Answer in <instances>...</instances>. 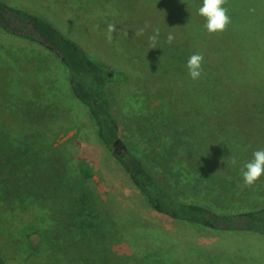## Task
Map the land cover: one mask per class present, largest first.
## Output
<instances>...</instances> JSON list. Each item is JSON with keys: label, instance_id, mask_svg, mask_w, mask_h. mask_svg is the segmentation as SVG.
<instances>
[{"label": "rangeland", "instance_id": "374dc122", "mask_svg": "<svg viewBox=\"0 0 264 264\" xmlns=\"http://www.w3.org/2000/svg\"><path fill=\"white\" fill-rule=\"evenodd\" d=\"M5 1L49 21L95 61L128 72L129 80L122 72L121 85L108 89L122 143L175 200L219 214L264 205L253 186L225 168L209 169L205 157L176 144L173 135L187 132L171 120L151 123L157 138L149 139L146 117L147 85L158 79L176 88L197 53L211 72L206 48L218 50L226 64L232 54L239 59L248 81L236 84L258 91L264 115V0H227L231 22L215 34L198 14L203 0ZM109 23L118 29L111 42ZM141 28L144 35H135ZM154 28L156 49L148 39ZM41 47L0 29V264H264L263 235L212 231L153 211L99 141L65 65ZM133 79L143 88L139 97ZM159 96L151 108L166 117ZM76 123L77 133L70 125ZM256 137L262 143L255 151L264 143L262 133Z\"/></svg>", "mask_w": 264, "mask_h": 264}, {"label": "trees", "instance_id": "16d2710c", "mask_svg": "<svg viewBox=\"0 0 264 264\" xmlns=\"http://www.w3.org/2000/svg\"><path fill=\"white\" fill-rule=\"evenodd\" d=\"M0 29L12 36L39 44L57 56L68 70V81L73 94L88 108L94 119L99 140L113 153V145L120 139V129L112 115L105 87L110 82L124 81L126 76L92 59L83 48L49 21L5 0H0ZM209 39L217 42L215 36ZM217 45L226 50L220 43L217 42ZM217 52L214 49L205 50L214 79V85L208 86L212 94L222 99L229 92L237 97V105L248 103L256 107V95L251 85L236 84L238 78L245 77V81H248L239 59L229 53L232 58L226 64L224 56ZM113 155L156 213L175 222L193 224L212 231L251 232L264 236V208L219 214L205 206L177 201L158 184L136 156L127 150L122 156Z\"/></svg>", "mask_w": 264, "mask_h": 264}, {"label": "crops", "instance_id": "0c3cea01", "mask_svg": "<svg viewBox=\"0 0 264 264\" xmlns=\"http://www.w3.org/2000/svg\"><path fill=\"white\" fill-rule=\"evenodd\" d=\"M20 39L28 42V40ZM202 68L203 73L198 80L194 81L190 76H181V80L178 79L177 87L173 89L167 87L164 83L159 85L158 79L154 81V83L151 82L147 85L146 117L148 137L149 139L153 137L154 139L157 138L155 125L152 126L151 123L160 120H171L178 125L180 131L187 132V136L183 132H180L178 136L177 134L173 135V138H179L176 144L189 145L191 150L201 157V161L202 157H205L203 161L205 166L209 169L220 170L225 168L227 171L231 172L233 176L243 181L241 169L246 162L253 158L255 147L262 143L256 135L260 132L264 136V115L259 93L256 89H253L256 95V107L248 103L241 106L237 105V97L229 92L220 99L219 96L216 97L213 95L211 89L208 88V86L211 87L214 85V79L204 62ZM118 71L125 72L127 74V80H129V74L125 69H120ZM183 73L184 71H181V74ZM133 83L135 84L134 87L137 88L135 97H139L143 88L138 87L139 84L137 86L134 79L133 81L131 80V84ZM179 83L182 85V91H179ZM115 85H121V83L110 82L106 85L105 90L108 97L111 93L108 89L110 87L113 88ZM159 94H161L163 99V112L165 110L167 111V113H165L166 117H162V114L160 117H158L157 114L156 117L154 114L155 107L151 108L154 102H157L155 105L157 108L159 104L158 98H160ZM155 96H157V101L154 100ZM110 102L112 111V101L110 100ZM166 106L167 109L165 108ZM117 122L120 129L121 140L124 130L123 128L121 129L122 125L119 121ZM70 125L72 128L76 126L77 123ZM74 128L75 133H77L79 128L77 126ZM225 137L227 143L225 142ZM214 143H216L218 148H211L210 145ZM262 145V149H264V143ZM204 146L208 148H204ZM196 158L197 157H195L196 161L200 160V158ZM233 158L237 161L235 165L231 162ZM184 164L185 159H183L182 167H184ZM178 168H181L180 164ZM252 186L259 192L258 199L264 202V175ZM261 208H264V205L258 209Z\"/></svg>", "mask_w": 264, "mask_h": 264}, {"label": "clouds", "instance_id": "9594fccd", "mask_svg": "<svg viewBox=\"0 0 264 264\" xmlns=\"http://www.w3.org/2000/svg\"><path fill=\"white\" fill-rule=\"evenodd\" d=\"M227 0H203L202 6L198 9V14L205 18L206 23L205 29L210 34L224 32L231 22L230 16L228 15V9L224 7ZM117 26L113 23H109L106 28L107 40L109 42L114 40V34H117ZM144 28L139 29L135 35L143 36ZM160 37V29L154 28L152 35L149 36V42L152 49H156V44ZM175 37L169 33L167 35V43L171 45ZM204 57L202 54H193L187 60V70L192 80H198L202 73V64ZM232 164L237 163L236 159H232ZM241 175L245 185L252 186L259 178L264 175V149L256 150L253 152V158L246 162L241 169Z\"/></svg>", "mask_w": 264, "mask_h": 264}, {"label": "water", "instance_id": "95a60500", "mask_svg": "<svg viewBox=\"0 0 264 264\" xmlns=\"http://www.w3.org/2000/svg\"><path fill=\"white\" fill-rule=\"evenodd\" d=\"M122 150H126V146L118 139L113 145V154L121 155Z\"/></svg>", "mask_w": 264, "mask_h": 264}, {"label": "flooded vegetation", "instance_id": "af4514ba", "mask_svg": "<svg viewBox=\"0 0 264 264\" xmlns=\"http://www.w3.org/2000/svg\"><path fill=\"white\" fill-rule=\"evenodd\" d=\"M125 152H126V150H122V152H121V156H122Z\"/></svg>", "mask_w": 264, "mask_h": 264}]
</instances>
